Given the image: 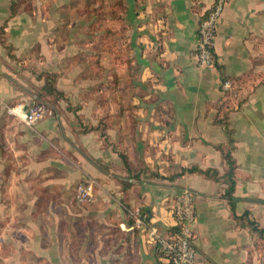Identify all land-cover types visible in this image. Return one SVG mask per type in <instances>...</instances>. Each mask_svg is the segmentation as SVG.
Returning <instances> with one entry per match:
<instances>
[{
	"label": "crops",
	"instance_id": "crops-1",
	"mask_svg": "<svg viewBox=\"0 0 264 264\" xmlns=\"http://www.w3.org/2000/svg\"><path fill=\"white\" fill-rule=\"evenodd\" d=\"M125 2L133 63L147 90L165 105L142 106L138 110L146 113L145 118L137 117L129 123L107 124L103 117L95 122L89 116V103L70 108L79 92L91 86L79 77L78 67L54 79L53 87L63 95L58 106L32 126L18 120L11 110L20 106L24 112L37 103L46 74L58 75L68 52L66 47L51 50L47 35L41 32L49 28L27 24L21 16L8 20L6 4L0 10V32L3 28L5 43L14 49L16 58L39 47L43 60L39 65L44 72V78L28 74L31 77L27 83L17 75L19 63L11 60L0 44V222L5 220L0 231V264H26L21 257L27 252L33 257L29 264L37 260L41 264V259L48 264H63L57 213H50L51 227L46 232L35 192L44 189L64 194L76 180L88 178L98 183V202H94L92 211L79 208V213L95 217L102 226L116 223L127 237L119 239L120 248L130 238V264L169 263L149 242L147 229L138 231L122 220V187L128 190V203L133 208H145L149 228L164 236L175 233L171 212L175 198L183 189L191 191L196 264H261L264 0L226 1L215 24V65L211 67L198 66L193 54L199 18L214 0ZM113 77L119 83V75ZM227 80L231 82L225 89ZM116 89L115 95H121ZM118 108L121 114L122 108ZM164 111L167 115L160 113ZM97 125L102 134L100 129L93 130ZM127 138L132 147L131 157H127L130 172L117 148ZM49 148L55 153L45 155ZM62 154L68 157L63 159ZM227 154L234 168L233 213L240 216L247 212L262 235L237 227L228 203L221 197L227 188ZM192 166L201 171L215 170L217 176L180 173ZM62 207L68 209L66 204ZM44 237L48 243L43 244ZM105 262L99 259L94 264Z\"/></svg>",
	"mask_w": 264,
	"mask_h": 264
},
{
	"label": "rangeland",
	"instance_id": "rangeland-1",
	"mask_svg": "<svg viewBox=\"0 0 264 264\" xmlns=\"http://www.w3.org/2000/svg\"><path fill=\"white\" fill-rule=\"evenodd\" d=\"M17 1L14 9L15 15L9 18L8 11L11 0H0V10L4 9L6 4L8 20L21 16L27 24L41 25L44 28H49V30L41 29V32L47 35L46 39L51 46V50L60 51L65 47L67 48L68 57L61 62L58 75L53 74L51 76V74L47 73L45 79L49 80L53 86L56 76H65V73L78 67L76 70L81 71L79 77L82 80L89 81L91 85L89 90L79 92L76 103L70 106V108H78L82 104L89 103V106H91L89 116L92 120L96 122L99 117H103L107 124H111L114 121L129 123L137 117L145 118L146 113H143V111L139 112L140 110H138L142 106L154 104L165 107L157 96L152 95L147 90V85L143 83L139 76V68L133 63L131 50L129 49L130 27L126 23L128 19L126 16L127 5L125 0ZM115 2L118 3L117 6ZM115 30H121L119 31L121 34L115 37ZM115 38L116 40H121V50L116 55L119 59H115L114 56ZM5 41V36L1 31V47L5 49L11 60L20 64H16L17 75L22 77L27 83L31 77L28 74L36 75V78H44V72L41 71V65H39L40 62H43L39 47L34 46L26 54H20L19 59L13 53L14 49L9 47ZM119 63L121 65L120 71ZM114 74L119 75V83L117 80L114 81ZM114 86H117L116 92L119 89L121 95H117V93L115 95ZM61 100H63V95L55 99L45 95L38 100L35 99V102L42 104L46 113H48L52 111V108L58 106ZM117 106L122 108L121 114L117 113V110H119V108L116 109ZM133 109H136L135 113ZM160 113L167 115V111ZM154 114L156 115L158 112ZM82 117L85 120L84 115ZM76 120L78 119L76 118ZM101 123L105 124V121ZM93 130H99L102 134V129L98 125ZM130 131L132 132V130ZM122 140L117 148H120L119 150L130 158L132 147H130L129 139L127 138L126 143ZM45 153V155H49L55 152L52 148H49ZM64 156L68 157L67 155H63V159H65ZM89 183L93 185L91 198L84 202H78L76 188L79 185ZM97 190V181L88 178L86 180H76L64 194L60 191H44V189L39 190L38 193L37 191L35 192L38 196V202L41 203L42 227L46 229V232L51 227L49 226L50 213H57V229L59 232L57 238L60 254L64 261L63 264H85L86 262L94 264L99 259H104L106 261L105 264H130V261H132V258L129 256L130 238L126 242H122L121 249L118 244L119 239L125 240L127 237H125L124 231H121L116 223L110 226H102L97 223L95 217H88L79 213L81 212L79 208L93 210L94 202L95 204L98 202ZM127 192L128 190L122 187V193L125 196L121 195L120 205L122 206V220L125 224L128 219L135 221L134 215L136 213H133L135 208L132 211H128V206H131V204L128 203ZM62 204H66L68 209L62 207ZM56 206L57 209H55ZM4 221L0 222V231L3 229L2 225H4ZM134 226L138 231L141 228L136 227L135 223ZM46 235L48 236V233ZM45 239L44 237L43 244L48 243L44 242ZM7 251L4 248V252ZM21 258L24 259L26 264L32 263L31 261L33 260L32 255L28 252ZM41 262V264H48L43 259H41ZM35 264H39V261L37 260Z\"/></svg>",
	"mask_w": 264,
	"mask_h": 264
},
{
	"label": "built area",
	"instance_id": "built-area-1",
	"mask_svg": "<svg viewBox=\"0 0 264 264\" xmlns=\"http://www.w3.org/2000/svg\"><path fill=\"white\" fill-rule=\"evenodd\" d=\"M227 0H214L212 10L203 18L197 29L198 40L194 49V57L198 66L211 67V50L215 36V24L218 20L223 6ZM223 87L227 89L229 82H224ZM26 126H32L40 121L46 114L42 104H33L22 112L20 106L16 111L11 110ZM93 185L82 184L76 188V198L78 202H84L91 198ZM174 226L178 231L170 236H164L154 228H146L141 222L138 212L134 215L136 227L147 229L149 242L159 247L169 264H196L195 248L193 246L192 224L194 222L193 194L188 189H183L175 198L174 206L171 210ZM264 264V260L261 262Z\"/></svg>",
	"mask_w": 264,
	"mask_h": 264
},
{
	"label": "trees",
	"instance_id": "trees-1",
	"mask_svg": "<svg viewBox=\"0 0 264 264\" xmlns=\"http://www.w3.org/2000/svg\"><path fill=\"white\" fill-rule=\"evenodd\" d=\"M17 0H11L10 2V9H9V18L13 17L15 14H14V9L17 5ZM115 5L117 6L118 3L115 2ZM212 8V7H211ZM208 9L204 14H202L200 16V20L199 22L206 17V15L212 10V9ZM3 30V28L1 29V31ZM121 31V30H119ZM117 30H115L114 32V35L115 37L118 36L119 34H121V32H119ZM119 46V47H118ZM120 50H121V40H116L115 38V42H114V56H115V59L118 58V56H116L118 53H120ZM211 58H212V66L215 65V56L211 50ZM119 59V58H118ZM226 82H230L229 80H227ZM41 90V94H38L37 95V100L44 97L45 95H47L48 97H53L54 99L56 97H61L62 94L61 92H58L55 88H53L51 82L49 80H46L44 86L40 89ZM118 156L119 158L121 159L125 169L127 170V172H130L131 170V166H130V162L127 158V156L123 153V152H118ZM224 161L226 163V165L228 166L227 168V172L225 174V182L227 184V188L225 189L224 193L222 194V199H224L228 205H229V208H230V211H231V214L233 216V219L236 223V226L239 227V228H247L249 229L251 232L257 234V235H262V230L258 229V226L251 222L248 218V213L247 212H244L243 214H241L240 216H235L233 211H234V204H235V200L232 196V193H233V187H234V168H233V164H232V161L230 160V156L227 154L224 156ZM184 172H187V173H200L206 177H211V178H216L217 176V173L215 170H212V169H208V170H205V171H201L199 169H197V167L195 166H192L191 168L189 169H182L181 170V174L184 173ZM129 187V186H126V188ZM129 209L128 211H132L133 210V207L132 206H128ZM127 211V212H128ZM134 212H138V215H139V218L141 220V222L145 225L146 228L149 227V222H148V215H147V212L145 210V208L143 207H137L136 209L133 210V213ZM127 225L128 226H131L133 227V229H135V226H134V221L131 220V219H128L127 221ZM174 232H177L178 231V227L177 226H174L173 228ZM156 249L159 251V247H156Z\"/></svg>",
	"mask_w": 264,
	"mask_h": 264
}]
</instances>
